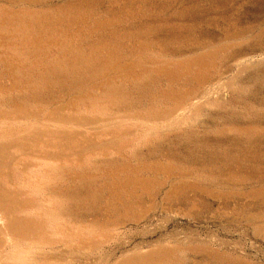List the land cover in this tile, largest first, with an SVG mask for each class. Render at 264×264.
<instances>
[{
    "label": "rangeland",
    "instance_id": "1",
    "mask_svg": "<svg viewBox=\"0 0 264 264\" xmlns=\"http://www.w3.org/2000/svg\"><path fill=\"white\" fill-rule=\"evenodd\" d=\"M0 264H264V0H0Z\"/></svg>",
    "mask_w": 264,
    "mask_h": 264
}]
</instances>
